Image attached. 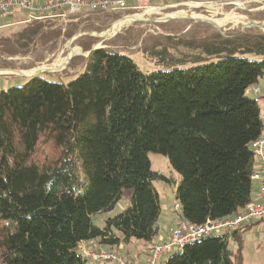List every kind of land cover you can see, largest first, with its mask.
Masks as SVG:
<instances>
[{
  "label": "trees",
  "instance_id": "16d2710c",
  "mask_svg": "<svg viewBox=\"0 0 264 264\" xmlns=\"http://www.w3.org/2000/svg\"><path fill=\"white\" fill-rule=\"evenodd\" d=\"M205 32L172 41L188 60L167 46L144 48L156 63L150 72L99 49L70 67L69 83L37 76L0 91V264H88L76 249L84 241L148 249L159 239L154 182L175 188L176 223L201 226L252 203L250 146L264 124L250 89L264 78V33ZM59 34L57 24L31 22L0 37V52L26 55ZM150 153L167 158L177 179L152 171ZM124 189L133 191L130 205L94 224ZM244 229L202 238L162 264H240Z\"/></svg>",
  "mask_w": 264,
  "mask_h": 264
},
{
  "label": "rangeland",
  "instance_id": "374dc122",
  "mask_svg": "<svg viewBox=\"0 0 264 264\" xmlns=\"http://www.w3.org/2000/svg\"><path fill=\"white\" fill-rule=\"evenodd\" d=\"M171 4L178 3L176 8H162L154 4H149L142 7L140 10L125 14H96L90 12H81L69 15L65 20L45 21L57 24L60 30L59 36L48 43L37 42V45H30L29 52L26 55H5L0 52V69L15 70L23 73L35 72L57 64L56 60H63L68 57L69 49L74 57L67 62L64 69L55 71H46L40 76L48 82L69 83L76 78L73 72L72 65L76 64L79 58L86 59L90 52L99 49L112 50L114 52L124 53L128 55L142 72H150L156 68V63L148 62L142 50L149 47L160 45L169 47V51L176 59L188 60L189 52L183 46L175 44L174 39L180 38L188 34L203 35L205 31L220 33L226 35L243 31L248 23H256L262 33H264V0H254L248 3H239L236 6H216L211 7H196L179 0L170 1ZM183 11L184 14H174V12ZM174 17H173V15ZM123 15L136 16L137 22H128L110 34L108 37H100L105 35L112 25L120 20ZM191 15L200 16L216 22L217 25H212L206 21L197 23L188 20L186 17ZM163 17H173L167 22H158ZM131 21V20H130ZM44 24V23H43ZM24 26L8 27L0 30V37H12L18 33ZM117 27L113 25L112 29ZM208 27V28H207ZM263 27V28H262ZM254 28V27H251ZM111 29V30H112ZM110 30V31H111ZM81 43V44H80ZM85 45L86 48H82ZM161 48V47H159ZM78 50V52L76 50ZM52 66V67H53ZM30 75V74H29ZM27 79L18 75L9 73L0 74V91L7 90L13 87H21L25 85ZM252 95V94H250ZM151 170L161 174L167 179H177L175 172L171 169L169 161L159 154H148ZM154 187L159 196L161 213L158 219L159 236L165 234L168 224L176 217L174 210L175 200L173 197V186L163 182H154ZM133 191L131 189L122 190L121 198L114 206L113 210L108 214L93 217L92 221L98 227L103 226L101 218L113 217L123 212L129 205ZM264 221L260 224L253 225L246 230H243L237 237L241 238L240 242V264H264ZM228 248L236 254L239 249L238 242H235L231 237L228 242ZM97 250L112 252L128 262H145L137 261L136 259H127L124 257L127 249L134 251V244L120 245L115 251L106 249ZM123 255V256H122ZM88 264H110L93 263L88 261Z\"/></svg>",
  "mask_w": 264,
  "mask_h": 264
},
{
  "label": "built area",
  "instance_id": "2783aa9c",
  "mask_svg": "<svg viewBox=\"0 0 264 264\" xmlns=\"http://www.w3.org/2000/svg\"><path fill=\"white\" fill-rule=\"evenodd\" d=\"M170 1L174 0H0V30L8 27L24 26L31 22L61 21L71 14L81 12L119 15L138 11L149 4L162 8H176L179 6L178 3H169ZM179 1L184 2V5L190 3L197 8H209L213 4L216 6L230 5L238 7L241 1L248 3L254 0ZM126 17L128 16L123 15L120 20ZM201 21L207 22V19ZM210 24L216 25L213 21ZM256 26V23H248L243 29L246 27L256 28ZM262 91L258 86L250 89V93L253 95H259ZM250 149L255 161V168L251 173L250 179L252 184H257V192L260 198L258 202L248 204L232 217L217 221L208 220L201 226H194L184 222L175 223L169 228L167 239L155 241L147 249L145 262H128L115 253L97 250L95 247H99L92 241L78 243L77 252L81 258L93 263L162 264V260L168 255L181 252L184 248L198 242L202 238L212 235H230L244 229L253 222L264 221V132L251 144ZM174 210L175 212L179 211L177 203L174 205Z\"/></svg>",
  "mask_w": 264,
  "mask_h": 264
},
{
  "label": "crops",
  "instance_id": "0c3cea01",
  "mask_svg": "<svg viewBox=\"0 0 264 264\" xmlns=\"http://www.w3.org/2000/svg\"><path fill=\"white\" fill-rule=\"evenodd\" d=\"M258 87L263 91L259 95H254V97L259 99L258 107L260 110L261 120L264 124V78L259 82ZM174 192H175V188H173V196H174ZM259 200H260V198H259V194L257 192V184L253 183L252 202H258ZM175 223H176V220L174 218V219H172V221L167 226L166 235L165 234L160 235L158 241H164L165 239H167L169 228L171 226H173ZM256 224H260V222L259 223L253 222L250 225L246 226L245 228L248 229L249 227L256 225ZM246 229H244V230H246ZM263 229H264V225H263ZM129 244H134L135 250L131 251V250L127 249L126 253L124 254V257L127 259H136L137 261L138 260L139 261H145L146 255H147V248L144 247L142 244L137 243V242L129 243ZM121 247H122V245H121ZM102 249H104V248H102Z\"/></svg>",
  "mask_w": 264,
  "mask_h": 264
},
{
  "label": "bare ground",
  "instance_id": "6f19581e",
  "mask_svg": "<svg viewBox=\"0 0 264 264\" xmlns=\"http://www.w3.org/2000/svg\"><path fill=\"white\" fill-rule=\"evenodd\" d=\"M174 14L176 15V14H184V15H186L187 13H185V12H183V11H179V12H174ZM173 15V14H172ZM188 16V15H187ZM173 17H174V15H173ZM172 17V18H173ZM135 18H136V16H134V17H131V16H128V17H126V18H124V19H122V20H120V21H118V22H116V23H114L113 25H117V27H115L114 29H112V27H113V25H112V27L109 29V31H107V33L104 35H100V37H103V38H105V37H108L110 34H112V33H114V32H116L118 29H120L123 25H124V23H128V22H137V21H140V20H135ZM169 18H171V17H169ZM186 18H191V19H201V20H204V19H206V18H202V17H199V16H193V15H191V16H188V17H186ZM131 20V21H130ZM208 21H210V22H212L211 20H208L207 19V22ZM210 22H208V23H210ZM214 23H216V22H214ZM112 29V30H111ZM111 30V31H110ZM71 51H72V49H69V55H68V57L67 58H65V59H61V60H56L55 62H57V64L55 65V66H53L55 63H53L52 65H51V67H50V69H46V68H48V67H43L42 69H40V70H44L45 72L46 71H55V70H62V69H64V67H65V65L67 64V62L70 60V58L71 57H74V55H72V53H71ZM53 66V67H52ZM18 72V71H17ZM6 73H8V71H0V74H6ZM18 73H20V74H22V75H28L29 76V74L30 75H32L34 72H30V73H23V72H18ZM32 73V74H31Z\"/></svg>",
  "mask_w": 264,
  "mask_h": 264
},
{
  "label": "water",
  "instance_id": "95a60500",
  "mask_svg": "<svg viewBox=\"0 0 264 264\" xmlns=\"http://www.w3.org/2000/svg\"><path fill=\"white\" fill-rule=\"evenodd\" d=\"M188 20H192L193 22L195 23H201L202 21L201 20H197V19H191V18H187ZM172 20V18H169V17H163L162 19H159L158 22H167V21H170ZM142 21V20H140ZM258 28H261V27H258ZM263 28V27H262ZM0 71H8L9 74L11 75H18V76H21V77H24L26 79H29V78H33V77H37V76H40L41 73H44L45 71L44 70H37L35 71L32 75H22L20 73H18L17 71L15 70H8V69H0Z\"/></svg>",
  "mask_w": 264,
  "mask_h": 264
}]
</instances>
